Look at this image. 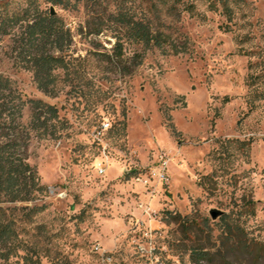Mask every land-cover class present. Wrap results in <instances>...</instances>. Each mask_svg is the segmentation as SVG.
Returning <instances> with one entry per match:
<instances>
[{
    "label": "rangeland",
    "instance_id": "obj_1",
    "mask_svg": "<svg viewBox=\"0 0 264 264\" xmlns=\"http://www.w3.org/2000/svg\"><path fill=\"white\" fill-rule=\"evenodd\" d=\"M227 2L129 0L168 40L125 42V57L143 51L131 73L106 59L114 31L90 33L96 22L112 25L113 0L56 6L73 56V85L61 81L57 96L14 63L11 36L0 38V73L23 96L55 104L64 123L59 137L30 141L44 189L0 204L16 232L0 264H192L163 210L217 220L213 211L243 195L257 201L247 230L264 240V0ZM30 115L27 106L24 124ZM163 166L168 183L154 175Z\"/></svg>",
    "mask_w": 264,
    "mask_h": 264
},
{
    "label": "trees",
    "instance_id": "obj_2",
    "mask_svg": "<svg viewBox=\"0 0 264 264\" xmlns=\"http://www.w3.org/2000/svg\"><path fill=\"white\" fill-rule=\"evenodd\" d=\"M0 0V38L11 36L14 63L32 72L37 88L49 96H57L59 83L70 78L72 34L64 19L51 13V7L73 9L82 0ZM211 8L218 0H210ZM114 10L107 21L90 27L99 35L114 31L116 41L106 59L116 62L123 73H131L142 62L143 51L124 56L125 42L139 44L143 49L163 47L168 40L145 15L138 16L129 0H113ZM168 2V0H164ZM223 6L229 9L227 0ZM89 10L90 6L86 4ZM194 12V5H186ZM183 51L185 49H174ZM63 70L60 77L58 71ZM31 110L30 121L22 122L25 107ZM173 125V123H171ZM64 123L55 104L41 98L25 97L14 81L0 73V204L32 201L44 189L37 168L28 161V149L33 136L59 137ZM257 201L243 195L229 211L217 220L191 212L182 214L173 209L163 210V221L177 225L181 233L177 244L184 245L192 264H264V240L247 230L246 222L256 214ZM9 208L0 205V248L16 237L14 220L7 215ZM181 248V247H180Z\"/></svg>",
    "mask_w": 264,
    "mask_h": 264
},
{
    "label": "built area",
    "instance_id": "obj_3",
    "mask_svg": "<svg viewBox=\"0 0 264 264\" xmlns=\"http://www.w3.org/2000/svg\"><path fill=\"white\" fill-rule=\"evenodd\" d=\"M154 175L163 183L169 182V175L166 169V166L161 167L159 170L154 171Z\"/></svg>",
    "mask_w": 264,
    "mask_h": 264
},
{
    "label": "water",
    "instance_id": "obj_4",
    "mask_svg": "<svg viewBox=\"0 0 264 264\" xmlns=\"http://www.w3.org/2000/svg\"><path fill=\"white\" fill-rule=\"evenodd\" d=\"M55 12H56V9H55L54 6H52V7H51V13H55ZM220 213H221L220 211H213V212L211 213V216H212L213 218H217L218 215H219Z\"/></svg>",
    "mask_w": 264,
    "mask_h": 264
}]
</instances>
